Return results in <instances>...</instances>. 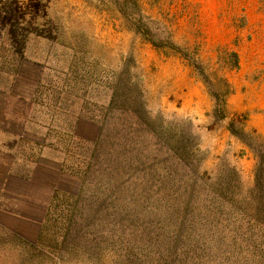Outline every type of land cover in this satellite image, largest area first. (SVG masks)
<instances>
[{
  "label": "rangeland",
  "instance_id": "obj_1",
  "mask_svg": "<svg viewBox=\"0 0 264 264\" xmlns=\"http://www.w3.org/2000/svg\"><path fill=\"white\" fill-rule=\"evenodd\" d=\"M140 1L144 15L165 27L179 50L196 53L211 84L225 77L233 93L234 85L240 93L253 84L264 89V0ZM99 4L0 0V264H264V143L253 141L258 158L212 116L207 88L179 54L155 49ZM224 50L237 53L238 69L225 70ZM127 84L136 85L128 93L140 95L156 121L149 127L154 136L148 128L127 131L132 109L109 105L111 92ZM188 126L206 173L204 191L193 196L188 210L196 215L183 233L195 250L189 259L160 262L157 252L133 259L144 255L145 242L133 241L130 235L140 229L132 228L121 237L133 242L129 259L112 260L115 245L108 233H99L106 240L89 258L70 244L58 245L59 219L73 201L63 202L60 189L98 198V209L112 207L104 163L111 133L117 136L113 144H173ZM227 132L244 149L224 138ZM215 138L224 143L212 144ZM191 141L186 144L196 143ZM82 163L90 167L84 179L76 168ZM146 206L158 207L156 195ZM5 210L51 220L26 224ZM5 227L24 236H10Z\"/></svg>",
  "mask_w": 264,
  "mask_h": 264
},
{
  "label": "trees",
  "instance_id": "obj_2",
  "mask_svg": "<svg viewBox=\"0 0 264 264\" xmlns=\"http://www.w3.org/2000/svg\"><path fill=\"white\" fill-rule=\"evenodd\" d=\"M99 3L96 8L118 17L123 27L142 37L155 49L166 50L169 54H179L192 70L198 73L207 88L208 95L214 103L212 116L219 122H226L227 131L259 158V152L253 144L254 142L264 143V137L253 129L247 130L245 113L230 111L227 99L233 93V89L225 77H220L218 86L211 84L206 77V68L198 64L196 53L192 55L187 50H179L173 44L167 29L144 15L140 0H99ZM222 53L227 56V62H224L225 70L238 69L237 53L228 50ZM123 85L118 91L114 89L111 92L109 105L115 106L121 103L127 105L126 110L132 109L133 115L128 118L127 131H134L136 128H141L143 131L144 128H148L145 130L147 132L151 123L156 121L148 117L149 113L144 109L145 105L140 95L133 96L128 93L130 86L136 89V85L127 84L125 88ZM137 112L141 114L137 115ZM86 122L92 123L88 120ZM120 133L122 132H117L118 135ZM180 134L177 140H172L173 144H113L117 136L111 133L109 140L112 143L104 144L106 156L104 163L107 167L106 174L109 178L107 187L110 189V195L111 191H114L110 200L112 207L98 209L95 207L98 198L83 199L78 193H69L60 189L58 193L60 192L63 202L69 198H73V201L69 202V211L64 212L65 214H62L59 219L60 226L57 227L55 235L58 245L66 247L65 245L70 244L71 250L77 251L84 258H89L90 252L99 249L100 244L106 240H102L99 233H108L115 245L112 250V260L129 259L132 258L130 252L134 251L133 242L123 241L121 237L126 229L132 228L140 229L137 232L138 235H130L131 238L133 236L136 238L133 241L145 242L144 255L133 259L144 260L145 255L156 254V252L159 254L160 262L164 260L173 262L184 257L189 259L195 250L191 243L186 241L183 233L189 229L192 219L190 215H196L194 212L188 214V210L190 211L193 196L198 191L201 193L204 191V187L201 190V180L206 177V173L200 170V158H198L200 149L191 127L188 126L185 133L181 131ZM151 135L154 136L155 132L151 131ZM244 135H249L252 141H247ZM99 137L100 129L94 140L96 152L99 151ZM79 138L83 141L81 136ZM191 140L196 143L186 144ZM76 168L82 172V179L90 169L85 163L78 164ZM6 177L4 180L7 179ZM76 182H79L80 187L83 180ZM154 195H156L158 207L151 209L146 205L151 202ZM194 202L201 201L196 199ZM4 213L11 219H19L26 224L37 222L35 219L20 217L15 212L5 210ZM49 219L50 217L46 214L37 224L41 226L43 221L48 222ZM106 223L112 224L109 231L106 230ZM100 225H103V228ZM5 229L10 236L20 238L24 236L13 228L5 227ZM162 255H165L166 259H162Z\"/></svg>",
  "mask_w": 264,
  "mask_h": 264
},
{
  "label": "crops",
  "instance_id": "obj_3",
  "mask_svg": "<svg viewBox=\"0 0 264 264\" xmlns=\"http://www.w3.org/2000/svg\"><path fill=\"white\" fill-rule=\"evenodd\" d=\"M240 91L241 88H239L237 85H234V93L231 94L227 99L228 106L238 113L247 112L248 117L246 128L253 129L257 133L264 136V99L262 102H257L255 98L256 95L264 97V89L262 87H257V84H253L252 88H249L248 85L246 92L240 93ZM223 136L224 138L225 136L228 138L229 133L227 132ZM230 141L232 144H240L241 146H238V149H244V146L239 141L233 140L232 137H230ZM223 143L224 141H220V139L215 138L212 144ZM204 144L208 143L204 141Z\"/></svg>",
  "mask_w": 264,
  "mask_h": 264
}]
</instances>
